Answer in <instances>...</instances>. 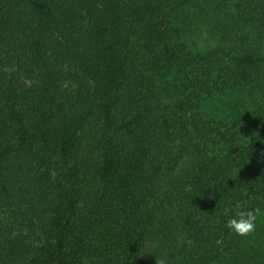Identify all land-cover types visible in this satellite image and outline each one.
<instances>
[{
    "label": "trees",
    "instance_id": "1",
    "mask_svg": "<svg viewBox=\"0 0 264 264\" xmlns=\"http://www.w3.org/2000/svg\"><path fill=\"white\" fill-rule=\"evenodd\" d=\"M262 125L264 0H0V264H264Z\"/></svg>",
    "mask_w": 264,
    "mask_h": 264
},
{
    "label": "clouds",
    "instance_id": "2",
    "mask_svg": "<svg viewBox=\"0 0 264 264\" xmlns=\"http://www.w3.org/2000/svg\"><path fill=\"white\" fill-rule=\"evenodd\" d=\"M261 156L264 158V152L261 153ZM187 190L191 191V187L189 186ZM233 211L234 215L228 219L225 225L229 232L239 237H249L254 234L257 220L262 215L261 209L252 207L246 202H237ZM216 243L222 245L223 240L219 239ZM156 264H166V260L156 257Z\"/></svg>",
    "mask_w": 264,
    "mask_h": 264
}]
</instances>
